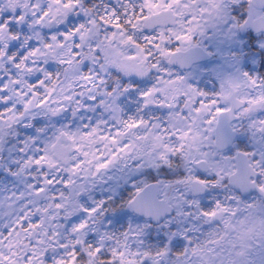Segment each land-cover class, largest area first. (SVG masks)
<instances>
[{"label": "snow or ice", "instance_id": "obj_1", "mask_svg": "<svg viewBox=\"0 0 264 264\" xmlns=\"http://www.w3.org/2000/svg\"><path fill=\"white\" fill-rule=\"evenodd\" d=\"M217 223L264 264V0H0V264H202Z\"/></svg>", "mask_w": 264, "mask_h": 264}, {"label": "rangeland", "instance_id": "obj_2", "mask_svg": "<svg viewBox=\"0 0 264 264\" xmlns=\"http://www.w3.org/2000/svg\"><path fill=\"white\" fill-rule=\"evenodd\" d=\"M214 228L216 231L218 230L216 227ZM236 228L239 231L235 234L225 236L224 238L222 237L219 241L216 239L211 243H206V252L202 264H247V261L240 254L245 252L250 237L242 234L243 229L239 225ZM209 232L213 233L212 227L209 228ZM203 239L211 241L208 237H204ZM218 242H221L219 248H217ZM256 243L258 244L259 240ZM259 252L260 249L253 245L252 254L247 257V260L255 261V264H259Z\"/></svg>", "mask_w": 264, "mask_h": 264}, {"label": "flooded vegetation", "instance_id": "obj_3", "mask_svg": "<svg viewBox=\"0 0 264 264\" xmlns=\"http://www.w3.org/2000/svg\"><path fill=\"white\" fill-rule=\"evenodd\" d=\"M212 227V229H213V233L211 232V235L210 236H206V237H208V238H210L211 239V241H214V240H216V239H218V241H219V239H222V237L224 238L225 236H231L232 234H235L236 232H238L239 230L236 228V230H233V229H226L225 227H224V225L223 224H219V223H217V224H214V225H211V226H208V228H207V231L209 232V228H211ZM214 227H216L218 230V232L215 230V228ZM226 233V234H225ZM247 237V236H246ZM221 242H218V247L217 248H219V244H220ZM213 259H214V257H213Z\"/></svg>", "mask_w": 264, "mask_h": 264}]
</instances>
